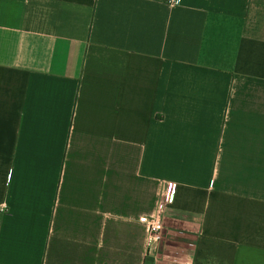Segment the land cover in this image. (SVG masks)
<instances>
[{"label": "crops", "instance_id": "1", "mask_svg": "<svg viewBox=\"0 0 264 264\" xmlns=\"http://www.w3.org/2000/svg\"><path fill=\"white\" fill-rule=\"evenodd\" d=\"M262 1L0 0V264H264Z\"/></svg>", "mask_w": 264, "mask_h": 264}, {"label": "built area", "instance_id": "2", "mask_svg": "<svg viewBox=\"0 0 264 264\" xmlns=\"http://www.w3.org/2000/svg\"><path fill=\"white\" fill-rule=\"evenodd\" d=\"M180 0H166L169 6L176 5ZM176 193L175 184L161 183L156 200V210L152 217H141L139 221L145 231V255L157 259L160 244L163 237L161 212L164 205H170L174 201Z\"/></svg>", "mask_w": 264, "mask_h": 264}, {"label": "rangeland", "instance_id": "3", "mask_svg": "<svg viewBox=\"0 0 264 264\" xmlns=\"http://www.w3.org/2000/svg\"><path fill=\"white\" fill-rule=\"evenodd\" d=\"M245 28L251 35L264 37V1L251 6L245 20Z\"/></svg>", "mask_w": 264, "mask_h": 264}]
</instances>
